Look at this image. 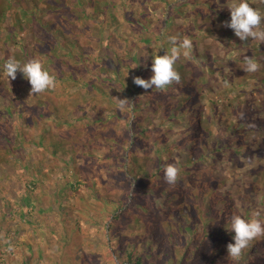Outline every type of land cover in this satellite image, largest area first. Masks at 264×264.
Instances as JSON below:
<instances>
[{
  "label": "trees",
  "instance_id": "16d2710c",
  "mask_svg": "<svg viewBox=\"0 0 264 264\" xmlns=\"http://www.w3.org/2000/svg\"><path fill=\"white\" fill-rule=\"evenodd\" d=\"M154 1H157L154 7L146 8L145 11L148 12H144L157 16L160 13L155 11L165 4L163 0ZM35 3L38 7L37 12L45 14L47 19L44 20L35 13V23L38 25H33L32 28L33 36L37 38L22 39V46L19 47L21 55L16 61L23 64L28 60L38 59L48 71L46 62L56 65L60 60L59 63L68 74L64 77L60 73L53 75L48 71L50 75L56 77V86L41 94H30L31 85L19 71L16 78L23 79L22 88L18 84L19 81L14 83L11 81L10 89L0 82L7 98L4 109L6 119H0L2 122L0 124H4L0 126V148L8 152L11 146L19 149L24 143L33 144L31 147L34 149L27 155L28 162L32 157H37L29 162L30 166L27 168L29 173L33 170L32 178L22 181L26 187L25 196L20 201V210L17 212L19 218L15 219L12 212L8 216L0 215V264L15 262L11 256L12 245L15 244L12 236L18 234L19 230L26 231L27 226L42 238V243L36 241L34 244L36 247L17 243L22 251L28 248L27 251L30 252L28 255L23 253L21 261L17 264H32L39 261L43 264L45 258L53 264H257V262L264 264V250H259L257 237L250 241L239 259L228 256L227 245L233 243L234 235L227 230L231 217L233 215H239L244 219L254 217L249 216L251 209L244 200L241 201V194L236 199L235 193L221 192L225 180L220 182L215 178L214 173L218 170V167L215 168L216 164L204 165L206 159L213 162L214 157L220 158L218 155L223 159L226 153L224 148L231 144L230 140L233 139L232 126H237L239 119L243 125H247L245 119L240 116L241 113L237 109L226 111L224 103H219L217 99L209 100L208 104L214 114L208 128L211 131L213 126L210 132L203 129L199 121L206 116L201 107L206 100L203 85H196L195 89L191 90L190 83L184 86V90L180 83L173 82L165 88L166 91L155 88L145 90L135 85L133 83L135 77L149 79L152 75L149 53L140 50L145 41L151 42L154 37L157 38L158 34L153 35L158 33L154 27L150 29L153 34H142L135 42H124L120 39V45L114 49L113 55L105 53L107 58L101 54V49L109 48L110 51L109 45L107 47L102 45L100 50H83L84 54L92 57L86 60L84 56L74 55L76 48L74 42L66 43L61 29L62 23L68 20L67 15L70 13L76 19L88 18L89 14L91 17L88 19L97 22L104 11H100L98 6L97 10L92 11L91 6L94 5L92 0L89 3L85 0H38ZM193 4H196L195 12L202 17H205L207 10L213 7V4L203 5V1L197 0ZM52 17L57 19L54 23L51 21ZM112 19L115 21V16ZM70 22L72 23V20ZM19 23L21 20L14 21L12 25ZM86 34L90 35L89 30ZM39 35L42 38L38 37ZM222 35L224 32L221 31L219 37ZM111 36H114L112 39H116V34ZM47 38H50V41ZM36 40L41 42L47 40V48H41L45 51L44 54L48 51L50 55H55L61 51L64 53L63 56L56 61L52 58L44 59L39 56L41 49ZM235 43L244 50L239 39L236 38ZM135 47L138 52L132 54V48ZM5 61L0 62V68L4 66ZM177 84L182 89H177ZM11 89L14 90L13 93ZM19 91L27 101L29 98L40 99L37 108L39 113L37 112L34 117L25 118L26 121L24 120L21 126L18 120L24 118L27 108L15 104ZM94 91L95 93H92ZM83 92L93 97L91 101L84 103ZM72 99L76 101V105L70 102ZM120 100L127 101L121 106ZM73 108L77 113L74 120L68 118V112ZM119 108L124 109L123 115ZM88 109L91 110L90 120L82 119L84 128L95 131L96 143L100 140L103 149L109 151L107 158H114V162L117 161L120 166L124 164L123 178L127 183L124 182L122 187L124 191L119 199L104 198L95 191L91 193L92 198L85 201L84 208L76 211L75 208L72 209V205H69L68 209L64 208V202L70 204L71 202L56 181L62 167L57 169L50 167L51 160L48 155L49 151L53 155L61 152L60 149L57 152L53 149L51 134L56 135V139L62 138V143L72 146L73 141H67L60 132L64 126L82 122L80 118ZM160 109L165 114L163 132V127L156 126L151 116H155ZM244 112L248 113L246 108L242 113ZM48 113L54 114V120L58 124L57 131L54 128L52 131L45 128V117ZM108 113L110 116L106 117ZM122 119L127 121L125 127L130 128L131 134L122 131L123 128L119 125ZM174 125L178 127L177 131L173 130ZM45 132H49L50 136ZM165 132L174 134L170 144L164 142ZM2 141H6L5 144H2ZM119 153L125 159H120ZM61 155L67 165L66 154ZM84 156L85 153L82 154V157ZM68 158L70 161L73 160V156ZM1 162H4L2 158ZM16 164L24 163L20 161ZM166 165H174L178 169L175 183L166 182L164 178ZM65 168L64 165L62 170ZM234 184L232 182L228 185ZM73 185L70 183L69 187L78 189L83 186L81 182ZM39 187L43 191L42 194L46 195L44 199L46 208L42 207L40 197L35 195ZM239 192L237 191L238 194ZM244 196H250L249 192L246 191ZM251 198L254 199L253 195ZM88 200L94 201L87 204ZM237 202H242L244 208L242 213L237 207ZM53 205L56 206L58 219L42 217L54 213V210H51ZM117 206L119 209L112 211ZM25 207L28 209V217L23 211ZM63 211L66 216L76 213L74 214L76 217H82L85 221L77 231L79 236L74 245L66 247L64 243L63 248L57 251V263L54 258L44 254L43 243L50 245L51 240L52 244H57L59 238L65 234L70 237L68 231L62 234V228L68 227V223L61 219ZM92 227L95 228V232L91 234ZM100 237L102 241L97 239ZM217 242L221 244L220 252H216ZM32 258L34 262L31 261Z\"/></svg>",
  "mask_w": 264,
  "mask_h": 264
},
{
  "label": "rangeland",
  "instance_id": "374dc122",
  "mask_svg": "<svg viewBox=\"0 0 264 264\" xmlns=\"http://www.w3.org/2000/svg\"><path fill=\"white\" fill-rule=\"evenodd\" d=\"M37 1L38 0H0V62L7 60L8 57L16 60V58L21 55L19 47L22 46V39L37 38L33 36L34 29L32 28L33 25H38L35 23V13L41 18L43 17L42 19H47L45 14L37 12L38 7L35 6V2ZM86 1L89 3L91 0H85V2ZM194 1L196 0H163L165 5L158 7V10L155 11V13L160 14L154 16V13H150L149 15L145 13L148 12L147 10L145 11L146 8H152L157 3V1L154 0H92L94 4L91 6L92 11L97 10V6L100 8V11H104L103 16L100 15L97 22H92L91 19H88L91 17L89 14L88 18L79 17L80 19H76L70 13V15H67L68 20H64L62 23L61 29L63 36H65L66 43L74 42L76 44L74 55L80 57L84 56L86 60L92 57L87 56L88 54H84L83 50H100L102 45L105 47L109 45L110 51H108L109 48L105 49L103 47L101 49V54L107 58L105 53L107 52L109 55H113L114 49L118 48L120 45V39L124 42H135L141 38L140 35L142 34H153L150 30L153 27L158 32L153 34L154 36L158 34L157 38H153L152 36L153 39L151 42L144 40L145 44L142 45L140 50L147 54L149 53L150 63L152 61V56L156 54L162 56L170 47L168 43L169 36H177L181 39L185 36L191 38L193 47L190 56H181L176 61L174 68L180 75L178 83H180L181 86L184 87L191 83V90H194L196 85H203L204 87L203 91L206 100L202 103L201 107L206 116L199 119L201 127L205 130H209L208 128L211 126L210 123L213 121L214 114L211 112L212 107L208 104V101L211 99H217L219 103H224L223 106L227 109L226 111L237 109L241 113L240 116L245 119L248 125H243L241 119L237 120L239 124L237 126L233 125L231 128L233 139L230 140L231 144L225 146L224 149L226 153L223 159L218 155L220 158L214 157L212 159L213 162L210 159H206L204 165L216 164L215 168L218 167V170L214 173L215 178L220 180V182L225 180V185L221 189V192L235 193L236 199H238L241 194V201L244 200L251 209V214L249 213V216L264 222V40L252 38H249L247 41L239 40L244 46V50H241V46L235 43L236 38H239L234 35L233 30L226 27V23L230 21L229 7L233 0H197L203 1V5H209V3L213 4V7L207 10L205 17L195 12L196 4H193ZM247 2L251 7L257 9L262 17H264V0H247ZM113 16L116 18L115 21H112ZM19 20H21V23L12 25L14 21L18 22ZM56 20L57 19H53V17L51 19L52 23ZM71 20L72 23L70 22ZM92 27L94 30H91ZM88 30L91 36L86 34ZM257 30L264 31V19H262L261 25ZM221 31L224 32V35L220 36V38L219 34ZM111 34H116V39H112L114 36H111ZM38 37L42 38L40 35ZM47 40L50 41V38H47ZM46 41L41 42L36 40L39 49L42 47L47 48ZM44 52L45 51L41 49L39 56H42L46 60L52 58L55 61L57 59L59 60L64 54L61 51L55 55H50L48 51H46L45 54ZM137 52L138 50L136 47L134 49L132 48V54H136ZM245 56L254 58L259 64V68L256 72L247 73L243 70L244 65L242 61ZM59 62H56V65H50V63L46 62L47 70L50 74L54 75L60 73L65 77L68 72L64 66L60 64L61 62ZM72 66H74V64H72ZM11 81L12 83L19 81L18 84L21 88L24 83L22 78H16L15 80L8 78L2 66L0 68V82L10 89V85L12 87ZM177 85V89H182L179 84ZM66 87L69 89V86L66 85ZM0 91V119H6L4 109L7 104V98L4 87L1 85ZM95 91L92 93H95ZM163 91H166V89ZM13 92L14 90L11 89V93ZM21 95L22 92L19 91L15 104L16 106H23L25 109L27 108V110L26 112L24 111V118H18L19 126L23 124L24 120L26 121L25 118L30 116L34 117L37 112L39 113L37 108L40 102L39 97L37 99L29 98L27 101L25 97ZM83 97L84 103H87L88 100L91 101L93 98L86 92H83ZM70 102L76 105L75 100L72 99ZM244 108L247 109L248 113H242ZM119 109L123 115L124 109ZM90 111L91 110L88 109L82 114L81 118L79 116L80 120L82 121V119L86 118L89 121ZM75 112L74 108L72 111L68 112V118L74 120V117L77 116ZM53 116L54 114L48 113L45 117V128H48L50 131L54 128V130L57 131L58 124ZM107 116L109 117L110 113H108L106 117ZM151 116L154 124L160 128L163 127L162 132L165 131V121L163 120L165 114L162 112V109L158 110L155 116ZM0 123H2L1 120ZM126 123L127 121L125 119L119 121L120 127L123 128L122 131L125 132V134H131L130 128L125 127ZM2 125L0 124V126ZM175 125L173 130L177 131L178 127ZM84 126L85 124L82 121L78 123L74 122L71 126H64L62 128L60 134L63 135L67 141H73L72 146L62 143V138L56 139L57 136L51 134L53 149L56 152L60 149L61 152L53 155L52 152L49 151L50 153L48 155L51 160L50 167L57 169L59 167L63 168L64 165L66 166L64 170H62V168L59 170L60 174L56 177V181L59 182L60 189L71 202V204L69 202H64V208L68 209L69 205H72V209L75 208L76 211L77 209L84 208L85 201L89 198L91 199V193L95 191H98L101 197L110 198L112 200L119 199L124 191V188H122L124 182L127 183L123 178L124 164L122 163V166H120L116 158L115 161L117 164L114 162V158H107L106 155L109 151L103 149L100 140L96 143L95 131H88ZM104 129L107 130V128ZM41 132L42 131H40V134ZM45 133L50 136L49 132ZM34 136L36 137V134H34ZM165 137L164 142L170 144L174 134L166 133ZM5 142L6 141H2L1 143L5 144ZM230 145H232V147H230ZM31 146H33V144L27 143L21 145L19 149H15L11 146L8 152H5L4 148H0V158L4 161L0 163V215L6 214L8 216L12 212L15 219L19 218L17 212L20 210V201L22 197L25 196L26 187L25 185L23 186L22 181L32 178L31 175L33 170L29 173L27 168L30 166L29 162L37 158L34 156L28 162L27 155L34 149V147ZM63 149H65L66 152ZM60 153L66 154L65 159H68L67 165L64 163ZM84 153L85 156L82 157ZM48 156H46V158ZM71 156H73L72 161L68 158ZM118 156H120V159H125V157H122L123 155H121V153H119ZM5 161L8 163L6 164ZM20 161L24 164H16L20 163ZM80 182L83 186H80L78 189L69 187L70 183L76 186V183ZM232 182L235 184L228 185ZM237 191H240L239 194ZM246 191L249 192L250 196H244ZM42 193L43 191L41 187H39L35 195L40 197L42 207L46 208L47 204L44 202L46 195ZM252 195L254 199L251 198ZM90 201L93 202L94 200H88L87 204H89ZM241 205L242 202H237L240 213L244 211L243 205ZM118 209L119 207L117 206L112 209V211H117ZM51 210H54V213L42 217H55V219H58L56 206L53 205ZM23 211L26 213V217H28V209L25 207ZM235 213L237 214L236 208ZM74 214L76 213H71V215L66 216L65 211H63V217H61V219L68 223L67 228H62V234L68 231L70 237H67L65 234L64 237L59 238L57 244H52L51 240L49 241L50 245L43 243L44 254L54 258V261L57 263V251L63 248L64 243L66 247L74 245V242H76L79 236L77 231L85 221L84 218L76 217L77 215ZM257 214L259 215L257 216ZM66 217L69 218L65 219ZM32 227L35 226L32 225ZM30 228L31 227L27 226L26 231L23 232L19 230L18 234L12 236L15 242L11 249V256L15 261L12 264L20 262L23 253L26 255L30 253L27 251L28 248L22 251V248L17 245V243L23 244V246H25V244L34 245L36 241L42 243V238L36 235ZM91 231V234L94 233L95 228L92 227ZM97 239L102 241L101 237ZM257 240V246L260 247L259 250H264V236H258ZM53 245L54 247H52ZM220 246L221 244L217 242L218 248L216 252L222 251ZM34 247L36 246L34 245ZM31 261L34 262V258H32ZM44 263L53 264L52 261H49L47 258L44 259ZM32 264H42V261Z\"/></svg>",
  "mask_w": 264,
  "mask_h": 264
},
{
  "label": "clouds",
  "instance_id": "9594fccd",
  "mask_svg": "<svg viewBox=\"0 0 264 264\" xmlns=\"http://www.w3.org/2000/svg\"><path fill=\"white\" fill-rule=\"evenodd\" d=\"M230 21L226 27L233 30L234 35L240 41H247L249 38L264 40V31H258L262 19L261 13L249 5L247 0H233L230 7ZM170 47L164 55L152 56L150 71L152 75L149 79L135 77L133 83L145 90H164L173 82H179L180 75L175 70L174 65L181 57H189L192 52V40L185 36H169ZM243 70L247 73H254L258 70L259 64L254 58L244 57L242 61ZM3 71L8 78L16 79V73H22L23 78L31 85L30 94H41L56 86V77L46 71L38 59L28 60L21 64L14 58L5 61ZM127 100H120L121 106ZM178 169L174 165H166L164 168V178L169 184L175 183ZM259 214H257L258 216ZM227 230L234 233L233 243L227 245V254L233 259H239L249 242L254 238L264 235V222L260 219H244L239 215H233L228 223Z\"/></svg>",
  "mask_w": 264,
  "mask_h": 264
}]
</instances>
